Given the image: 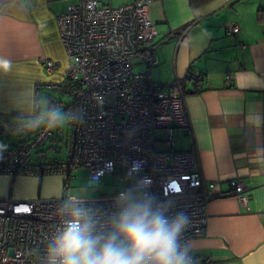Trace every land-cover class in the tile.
Segmentation results:
<instances>
[{"label":"built area","instance_id":"built-area-1","mask_svg":"<svg viewBox=\"0 0 264 264\" xmlns=\"http://www.w3.org/2000/svg\"><path fill=\"white\" fill-rule=\"evenodd\" d=\"M150 1L110 6L98 0H67L65 11L56 17L69 65L51 87L69 97L64 112L75 113L82 122L78 119L65 129L53 127L49 115L23 140L9 142L0 133V145L6 146L0 148V175L62 178L57 196L16 200L0 195V264H50L49 249L55 247L68 219L64 209L73 198L70 182L78 167L88 169L95 184L107 174L123 184L110 196L76 199L92 218L93 235L101 237V244L107 242L113 220L123 210L122 200L139 182L146 198L171 201L165 212L170 221L177 214L190 221L177 238L181 250L188 249L190 264H212L209 256L198 260L188 242L205 234L207 206L220 196L217 183L203 178L194 150L175 145V129L189 125L183 80L196 82L200 74L190 69L184 79L152 78L158 59L150 45L157 33L149 17ZM224 28L234 36L239 31L236 24L226 23ZM41 62L48 72L58 65L49 58ZM226 77L231 83L230 75ZM37 95L36 91L33 114L40 110ZM157 129L165 131L162 139L155 138ZM64 138V159L32 161L35 148ZM230 188L246 206V184L232 178Z\"/></svg>","mask_w":264,"mask_h":264},{"label":"crops","instance_id":"crops-1","mask_svg":"<svg viewBox=\"0 0 264 264\" xmlns=\"http://www.w3.org/2000/svg\"><path fill=\"white\" fill-rule=\"evenodd\" d=\"M66 5L10 0L0 10V62L8 64L0 63V120H32V134L41 125L33 114L36 91L48 103L49 93L57 92L51 84L69 65L56 23ZM148 12L157 31L150 42L158 59L152 78L184 79L190 69L200 74L196 82L183 80L189 125L175 129V145L195 151L201 175L217 183L220 196L207 206L205 234L190 239L189 247L212 264H264V0H212L198 7L189 0H152ZM226 23L239 26L235 36ZM43 58L57 62L53 72ZM51 177L62 180L0 175V195L32 199L30 187L40 190ZM232 178L248 187L246 206L232 195Z\"/></svg>","mask_w":264,"mask_h":264},{"label":"clouds","instance_id":"clouds-1","mask_svg":"<svg viewBox=\"0 0 264 264\" xmlns=\"http://www.w3.org/2000/svg\"><path fill=\"white\" fill-rule=\"evenodd\" d=\"M0 63L8 66L7 62ZM50 116L53 127H65L78 119L82 122L75 113L61 109L52 110ZM0 148L6 146L0 145ZM122 205L107 242L101 244V237L93 235L96 229L88 211L71 198L64 209L68 219L55 247L49 249L50 264H190L188 249L181 250L177 239L190 221L184 214L169 220L165 212L171 206L170 200L157 203L155 196L146 198L143 185L137 182Z\"/></svg>","mask_w":264,"mask_h":264},{"label":"rangeland","instance_id":"rangeland-1","mask_svg":"<svg viewBox=\"0 0 264 264\" xmlns=\"http://www.w3.org/2000/svg\"><path fill=\"white\" fill-rule=\"evenodd\" d=\"M102 4H107L110 6H119L123 2L126 3L129 0H98ZM54 99V109H61L64 111V105L69 101V97L59 94L58 92L49 93ZM37 102L39 103L40 110L36 113V121L38 124H41L44 119L49 116V111L51 110L49 104L46 101V96L41 92L40 96L37 95ZM9 119L8 123L1 119L0 125L3 128L2 135L4 138H8L9 142H14L16 139L23 136L32 135V120L29 119H13L11 117L4 118ZM66 126L64 127V129ZM7 134V136H5ZM165 135V131L162 129H157L154 132L156 139H162ZM50 146L55 147L57 151H53ZM161 147V144L159 145ZM66 156L65 148V138L62 142H48L43 146L37 147L33 151L32 161L38 162L44 158H57L64 159ZM73 179L70 182V194L73 198L82 200V199H97L99 197L110 196L120 189L123 184L119 179L114 178L111 175H104L102 177L100 184H95L90 180V172L84 167H78L72 171ZM31 176V175H24ZM30 191H34V197L40 195L41 197H47V195L55 194L61 189L60 177H51L47 180H44L40 190L35 186L30 187Z\"/></svg>","mask_w":264,"mask_h":264},{"label":"trees","instance_id":"trees-1","mask_svg":"<svg viewBox=\"0 0 264 264\" xmlns=\"http://www.w3.org/2000/svg\"><path fill=\"white\" fill-rule=\"evenodd\" d=\"M8 1H10V0H0V10H1L2 6ZM210 1H212V0H189V3H190V5L192 7H198V6H201V5H204V4L208 3ZM48 104H49V107L51 109L49 111V113H48L50 115L52 109L55 107L54 106V104H55L54 99L53 98H49ZM2 130H3V128L0 125V133L2 132Z\"/></svg>","mask_w":264,"mask_h":264}]
</instances>
